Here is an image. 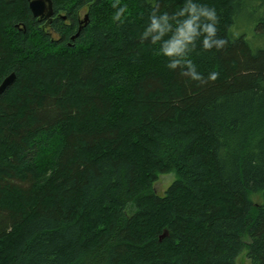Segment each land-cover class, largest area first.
Listing matches in <instances>:
<instances>
[{"label": "trees", "instance_id": "trees-1", "mask_svg": "<svg viewBox=\"0 0 264 264\" xmlns=\"http://www.w3.org/2000/svg\"><path fill=\"white\" fill-rule=\"evenodd\" d=\"M184 2L53 0L47 29L0 0V264H264V0H199L228 39L201 81L142 37Z\"/></svg>", "mask_w": 264, "mask_h": 264}, {"label": "clouds", "instance_id": "clouds-1", "mask_svg": "<svg viewBox=\"0 0 264 264\" xmlns=\"http://www.w3.org/2000/svg\"><path fill=\"white\" fill-rule=\"evenodd\" d=\"M155 0H153V3ZM116 9L113 19L120 20L126 8L113 0ZM149 23L142 33L145 40L158 45V54L167 57V67L181 69V74L193 81L205 79L198 70V65L191 58L192 53L199 49H222L228 39L221 36L220 17L215 7L200 3L199 0H185L182 7L173 12L158 14L157 9L149 14ZM219 72H208V80H216Z\"/></svg>", "mask_w": 264, "mask_h": 264}, {"label": "rangeland", "instance_id": "rangeland-1", "mask_svg": "<svg viewBox=\"0 0 264 264\" xmlns=\"http://www.w3.org/2000/svg\"><path fill=\"white\" fill-rule=\"evenodd\" d=\"M85 13L86 12L83 11L81 13L80 17L83 18ZM241 28L247 29L246 30L247 37L250 39V41L253 43V45L255 47L264 45V36L261 37L262 34L261 35L258 34L259 31L256 30V26H247L244 24V21H243V23H241ZM242 32H244L243 29H241V31H239L238 34H241ZM177 177L178 176H177L176 172L160 174L158 181L155 183L154 191L158 194L164 195L166 190L177 179ZM251 197L256 203H259L263 200V196L261 193L253 194ZM237 263L238 264H252V261L248 256V249L247 248H245L240 253V255L237 257Z\"/></svg>", "mask_w": 264, "mask_h": 264}, {"label": "water", "instance_id": "water-1", "mask_svg": "<svg viewBox=\"0 0 264 264\" xmlns=\"http://www.w3.org/2000/svg\"><path fill=\"white\" fill-rule=\"evenodd\" d=\"M29 8L34 17L39 20L45 19L46 25L52 23L53 15L55 13L53 0H29ZM62 18L65 20L67 19V16L62 15ZM89 19V14L86 13L80 21L77 32L71 36L72 40H75L82 31L83 27L89 23ZM15 77V72H12L2 80L0 84V94L15 80Z\"/></svg>", "mask_w": 264, "mask_h": 264}, {"label": "flooded vegetation", "instance_id": "flooded-vegetation-1", "mask_svg": "<svg viewBox=\"0 0 264 264\" xmlns=\"http://www.w3.org/2000/svg\"><path fill=\"white\" fill-rule=\"evenodd\" d=\"M84 16H85V15H84ZM53 17H54V15H53ZM81 19H82V18L80 17L79 20H78V27H79V25H80V21H81ZM40 21H42V25H43L45 28H47V29H48V28H49V29L51 28V27H50V24H51V23H49L48 25H46V20H45V19L40 20ZM51 33H53L54 35H56L57 38L59 37L58 34H57L55 31L52 30Z\"/></svg>", "mask_w": 264, "mask_h": 264}]
</instances>
